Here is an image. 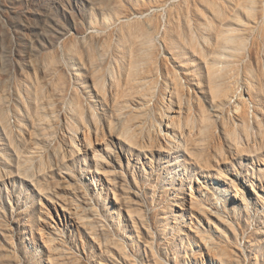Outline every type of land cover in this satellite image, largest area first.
<instances>
[{"label":"rangeland","instance_id":"374dc122","mask_svg":"<svg viewBox=\"0 0 264 264\" xmlns=\"http://www.w3.org/2000/svg\"><path fill=\"white\" fill-rule=\"evenodd\" d=\"M0 264H264V0H0Z\"/></svg>","mask_w":264,"mask_h":264}]
</instances>
